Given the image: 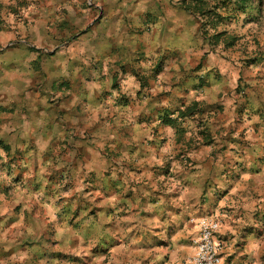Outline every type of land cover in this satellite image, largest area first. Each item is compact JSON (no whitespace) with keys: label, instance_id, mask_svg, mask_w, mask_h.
<instances>
[{"label":"crops","instance_id":"obj_1","mask_svg":"<svg viewBox=\"0 0 264 264\" xmlns=\"http://www.w3.org/2000/svg\"><path fill=\"white\" fill-rule=\"evenodd\" d=\"M96 1L87 35L70 31L95 7L45 0L36 49L0 52V264H193L204 216L221 264H264V72L238 102L208 78L214 60L197 70L189 13ZM53 14L66 29L48 71Z\"/></svg>","mask_w":264,"mask_h":264},{"label":"rangeland","instance_id":"obj_2","mask_svg":"<svg viewBox=\"0 0 264 264\" xmlns=\"http://www.w3.org/2000/svg\"><path fill=\"white\" fill-rule=\"evenodd\" d=\"M117 1V0H116ZM122 3L128 0H121ZM163 1L162 4L166 6L177 7L182 9L181 1L182 0H160ZM211 5L219 6L216 11L223 16V20L218 21L216 28L213 24L207 23L209 30H207V35H212L217 32H224L221 36L215 41L212 39H207V42L204 43L203 49H207L203 59H207L206 62L199 63L197 65V70L204 71V66L210 64V61L216 65L209 71L208 78L213 81L218 79L221 81V85L224 86V90L227 94L231 96L234 92V97L236 95L237 99H240L238 102H245V94L247 89L251 86L248 82L251 77H253L255 71L264 72V0H250L245 9L240 8V2L236 0H209ZM113 2V0H111ZM45 0H0V31L7 33V29L15 30L13 37L8 39L5 46H0V52L7 48H14L17 46H22L28 44L30 48L36 49L32 46V43L36 42L34 30L37 28H42L38 25L41 17V6L45 5ZM81 4L88 8H96L94 11V16L92 12L84 11L81 14L82 24L80 27L75 28L70 31L71 34H74L75 37H81L87 35L89 28H91V22L94 18L95 22L100 20L101 17V8H97L98 4L96 0H82ZM111 4V3H110ZM112 5V4H111ZM189 13V12H187ZM190 25L194 28L196 33H199L204 41L205 30L201 29L202 24H204L203 17L197 14H191ZM214 13L209 14L208 20L213 18ZM59 17L66 16V14H58ZM55 20L49 21V27L45 29V40L47 41L44 44L45 49H43L41 55L46 57L48 60L46 70L49 67H52V61L48 56L53 54L61 46L57 47V43H60V38L63 31L66 29L64 21H57L56 14H53ZM69 26V25H67ZM72 28L70 25L68 27ZM26 29V35L24 33ZM78 29V30H77ZM35 36V37H34ZM72 37V36H71ZM2 48V49H1ZM48 55V56H47ZM208 55V56H207ZM210 55V56H209ZM208 57V58H207ZM41 58L40 60H43ZM49 58V59H48ZM38 61H36L37 63ZM40 61L39 63H41ZM46 61L44 62V64ZM196 67V66H195ZM189 71L193 73L196 71L193 68ZM208 68V67H207ZM45 69V67H44ZM255 69V71H254ZM49 71V70H48ZM194 71V72H193ZM222 71V72H221ZM210 72L212 75L210 76ZM190 73V74H191ZM199 75V74H196ZM205 74H203L204 76ZM37 78L35 82L39 80V73H36ZM178 81L187 80V74L182 75ZM257 77H260L258 75ZM262 78V77H260ZM151 80V79H150ZM149 80V84H151ZM203 80H205L203 78ZM196 87L201 86L200 88H205L201 78L197 79ZM33 84H35L33 82ZM155 96V95H154ZM160 100V105L165 98H171L172 101L175 100L174 95H170L169 91H161L157 95ZM242 98V99H241ZM206 102L195 100L193 105H205ZM206 105H215L212 103ZM208 131L209 144L213 142L209 131V127L205 128ZM204 130V129H203ZM212 139V140H211ZM32 180H35V177H32Z\"/></svg>","mask_w":264,"mask_h":264},{"label":"built area","instance_id":"obj_3","mask_svg":"<svg viewBox=\"0 0 264 264\" xmlns=\"http://www.w3.org/2000/svg\"><path fill=\"white\" fill-rule=\"evenodd\" d=\"M199 235L195 240L193 264H221V243L216 239L220 220L215 216H204L197 220Z\"/></svg>","mask_w":264,"mask_h":264},{"label":"trees","instance_id":"obj_4","mask_svg":"<svg viewBox=\"0 0 264 264\" xmlns=\"http://www.w3.org/2000/svg\"><path fill=\"white\" fill-rule=\"evenodd\" d=\"M237 1L240 2L239 7L245 9L250 0H236V2ZM181 4H182V8L185 9L187 12L191 14L201 15L203 17L202 20H204V24H202L201 29L205 30L206 32L204 34L205 43L207 42V39H210V42L212 41V39L216 41L217 38L221 36L222 33H224V32H217L210 36L207 35L208 33L207 30H209L208 28H206L208 26L207 23L212 22L211 24H213V26L216 28L218 21L223 20V16L220 13H217L216 11V9L219 7L217 3H215V5H211L209 0H182ZM211 13L212 14L214 13L213 18H210L208 20L209 14L211 15ZM201 80L203 81V78H201ZM192 108H194V106Z\"/></svg>","mask_w":264,"mask_h":264}]
</instances>
